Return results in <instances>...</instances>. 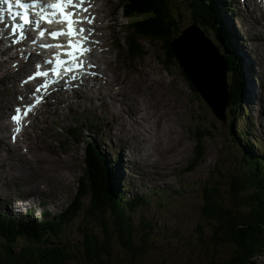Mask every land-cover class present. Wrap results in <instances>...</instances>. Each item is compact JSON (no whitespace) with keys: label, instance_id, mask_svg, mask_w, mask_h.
Listing matches in <instances>:
<instances>
[{"label":"rangeland","instance_id":"obj_1","mask_svg":"<svg viewBox=\"0 0 264 264\" xmlns=\"http://www.w3.org/2000/svg\"><path fill=\"white\" fill-rule=\"evenodd\" d=\"M172 2L176 9L185 6L181 0ZM227 2L239 9L237 0H216L218 19L223 22L227 16L238 38L233 39L230 28L219 41L213 31L211 38L239 56L240 107L248 105V120H252L245 122L240 112L232 117V129L237 136L235 144L240 147V142H244L238 137V129L248 126L252 138L244 143L251 144L256 153L264 152V97L254 100L245 82V72L250 66L247 63L253 62L264 71L261 48L252 37V27L260 22L256 14L235 18L238 13L226 9ZM118 3L119 0H97L96 9L103 14L99 19L107 17L109 24L99 28L103 44L91 57L100 63L103 76L72 92L57 91L37 110L14 144L8 142V133L2 134L4 141L0 137V211L25 216L27 208L33 212L41 208L49 214L59 213L72 200L77 179L84 170L83 138H91L113 168L111 177L124 197L142 195L145 200L130 213L131 249L117 241L111 219L103 224L100 219L85 217L81 213L66 224L62 240L70 245V253L74 255L67 264H196L209 258L211 253L225 255L229 246L213 243L212 223L201 215L198 192L211 180L210 172L216 166L225 175L234 171L241 163V152L231 144L230 128L226 123L218 120L199 122V117L212 113L202 98L199 101L191 93L180 70L172 66L166 68L160 63V44L140 39L146 52L132 60L125 59L123 51L114 49L115 35L123 38L126 29V18L117 9ZM191 5L199 9L195 4ZM185 22L189 23V18ZM254 36L264 46V34L259 29ZM11 53L6 50L0 55V65L4 62L0 75L7 66L12 68L13 58L8 61ZM256 55L260 57L259 63L255 62ZM185 61L188 62L187 56ZM9 71L12 73L13 70ZM104 71L107 80H104ZM190 72L191 75L195 73L192 69ZM253 72V68L247 72L249 87L252 86L250 76ZM16 75L0 79V123L9 127L6 120L17 102L15 96L19 85H15L17 90L8 91L12 90L11 83L16 82ZM259 83L264 85L263 74ZM254 85L255 90V78ZM3 91L6 93L1 95ZM109 91L114 92L113 97L109 96ZM217 95L218 100L213 106L217 116L222 118V91L217 90ZM229 108L228 103V113ZM75 122V131L68 132L67 128ZM198 125L208 127L211 137L204 138V161L188 172L185 169L196 142L194 136H197ZM154 134L158 135L160 142ZM31 196L32 202L36 200L34 204L27 203ZM19 199L26 202L15 210L19 207L13 205H18L16 201ZM39 200L45 201L37 208ZM84 202L86 204L87 199ZM85 226L99 237V242L106 234L110 235V254L101 251L89 259L79 253ZM2 244L0 237V251ZM256 262L264 264V255L257 257Z\"/></svg>","mask_w":264,"mask_h":264},{"label":"trees","instance_id":"obj_2","mask_svg":"<svg viewBox=\"0 0 264 264\" xmlns=\"http://www.w3.org/2000/svg\"><path fill=\"white\" fill-rule=\"evenodd\" d=\"M202 2L214 12L215 6L210 0ZM173 7L172 0H127L122 9L126 14L129 12L138 16L133 24V38L160 44V63L166 68L172 66L180 70L181 75L188 81L191 93L201 101L198 88L191 82L170 46L172 36L187 24L186 18L198 24L210 38L213 31L214 37L219 41L221 32L214 21L207 16L202 18L191 7L190 10L189 7L186 8L190 12L189 17L186 10L175 15ZM134 52H146L141 42L134 47ZM224 59L229 69L226 86L229 89L230 120L220 119L214 108L203 100L212 115L208 113L199 117V122L218 120L226 123L230 128V142L238 148L232 129V116L237 109L235 101L240 88V77L236 62L229 57ZM205 110L207 111L206 108ZM208 130V127L198 125L195 131L196 144L189 169L204 160V138L211 137ZM244 134L243 131V138ZM85 144L84 170L77 179L72 200L63 211L41 220L0 212V237L3 240L0 264H67L73 254L70 253V245L62 240L63 228L81 213L85 217L100 219L103 224L111 219L117 232V241L131 249L133 232L129 225L130 213L145 197L140 195L125 198L111 177L113 168L110 163L104 159L93 142L86 139ZM241 158L239 166L229 174L225 175L217 166L212 169L211 180L204 183L198 192L201 215L212 223L213 243H225L229 246V251L222 256L218 252L211 253L209 258L199 260L196 264H257L256 258L264 255V177H260L264 176V164L248 155ZM84 229L83 238L80 240V254L89 259L99 255L101 251L110 254L109 234L99 242V237L91 233L90 228L85 226Z\"/></svg>","mask_w":264,"mask_h":264},{"label":"snow or ice","instance_id":"obj_3","mask_svg":"<svg viewBox=\"0 0 264 264\" xmlns=\"http://www.w3.org/2000/svg\"><path fill=\"white\" fill-rule=\"evenodd\" d=\"M0 3L7 5V11L12 12L15 6L19 11L14 14V18H18V22L13 24L11 27V34L14 35L12 43H16L24 39L26 33L24 29L27 26H35L40 29L39 36L43 37L45 35V29L41 27V22L52 25L57 23L63 27L48 31V35L53 39H58L62 36H67L68 40L63 44H43L41 47L44 48H58L62 51H58L54 54L55 60L46 61L47 64L55 66L50 67L46 71H41V65H36V71L33 75L28 77V80H34L37 77H47L49 72L53 75L59 76L61 69L65 73H72L74 71L83 69L85 67V61L81 59L84 55L91 51L88 44L90 43L89 37L92 34V28H85L83 25L85 23L91 25L94 21V17L90 16H80V12H88V8L83 7L85 0H49L45 3L44 0H0ZM90 6V5H89ZM39 9L36 12V9ZM49 9L51 11H49ZM71 9V10H70ZM30 10H32L30 12ZM4 19L3 10H0V22ZM77 25H80L78 28ZM35 43V40H33ZM66 56L67 60L62 59L61 56ZM92 67V65H88ZM77 77L73 75L71 79L75 80ZM27 83V81H25ZM56 83L52 80H44L42 84L37 85L33 95L36 93H41V95L36 96V103H39L43 99V89L45 92L48 90L49 85ZM35 105H28L23 109V116L26 117L32 111ZM22 109L21 107H16L15 114L11 116V120L17 125L13 129L12 139L16 140V134L21 131L20 121L22 119Z\"/></svg>","mask_w":264,"mask_h":264},{"label":"bare ground","instance_id":"obj_4","mask_svg":"<svg viewBox=\"0 0 264 264\" xmlns=\"http://www.w3.org/2000/svg\"><path fill=\"white\" fill-rule=\"evenodd\" d=\"M220 2V1H219ZM218 6V4H217ZM219 8H221L219 6ZM219 13V12H218ZM231 21V20H230ZM228 23V21H226ZM188 26V27H186ZM186 27V28H184ZM192 27L189 26V25H185L183 26L182 28H180V30L174 34L172 37L173 39L171 40V48L174 50V52H176L177 54V51L175 49V46H179L181 45L182 47H186V45H189V46H192L194 45V38L192 37L191 33H190V29ZM232 34V33H231ZM183 44V45H182ZM231 47V46H230ZM178 58L180 59L179 55H177ZM203 58V59H202ZM30 62V59L27 63L23 64L19 61H17L16 63V69L15 71H12V73L9 71V67L7 66L6 69L3 71L2 70V74L0 75V79H5L8 78L11 74H15V72H20L21 70H23L25 67H27V65L29 64ZM199 64L202 65V67H205L206 71L210 74L208 75V77H211L212 78V81L216 82L214 84H212V87L209 89V91H206L204 94L206 96V98H210V102L212 104L216 103L217 100H218V95H217V90H220L222 91V93H224V90H223V84H221V75H222V72H223V63L221 61V59L217 58V56L215 55V53L209 49V48H205V49H202L201 52H200V62ZM182 67V66H181ZM236 71V70H235ZM207 73V74H208ZM252 75V74H251ZM11 78V77H10ZM256 79V78H255ZM12 86L10 87V89L13 88V85L15 83H11ZM7 86V85H6ZM29 86L25 87V88H28ZM116 89V88H115ZM13 90H17V89H13ZM21 90H24V89H21ZM19 90V91H21ZM113 93L114 92H110L109 91V96L113 97ZM201 96V95H200ZM256 97H258V94L255 95ZM201 98L203 99V97L201 96ZM224 98H226L225 94H224ZM244 101V100H243ZM9 102V100H8ZM226 103V101H224V104ZM128 105V104H127ZM7 106V105H6ZM233 110V109H232ZM2 123V122H1ZM0 123V137L2 138L1 140H5V136H3L2 134H7V132L10 130V127L7 126L6 124H1ZM163 133V132H162ZM166 133V135H168V132H164ZM156 136V138L158 139V141L160 142L159 138H158V135L157 134H154ZM161 138V136H160ZM3 140V141H4ZM122 141V140H121ZM132 141V140H131ZM150 142L152 143L153 141L150 140ZM16 150H19V148L17 147ZM134 187V186H133ZM140 190V189H139ZM160 191H163L162 189H159ZM159 191V192H160ZM145 192V191H144ZM164 192V191H163ZM149 194V193H148ZM158 194V193H157ZM131 195V194H130Z\"/></svg>","mask_w":264,"mask_h":264},{"label":"water","instance_id":"obj_5","mask_svg":"<svg viewBox=\"0 0 264 264\" xmlns=\"http://www.w3.org/2000/svg\"><path fill=\"white\" fill-rule=\"evenodd\" d=\"M190 26L192 28L189 31L192 37L194 38V45H186V47H182L181 45L175 46V49L177 51V54L175 52V55L179 60L180 64L183 66L184 71H186L185 73L189 76L192 83L198 88L197 90L199 94L203 97L204 101L213 106V104L209 101L210 98L207 97L209 99L208 100L204 94L206 91H209V89L212 87V78L208 77V75L210 74L206 73L205 67H202V65L199 64L200 52L202 49L209 48L215 53L217 58H220V53L218 52L217 48L213 45L211 40L204 35L203 31H201L196 25L191 24ZM197 32L199 33V35L196 34ZM197 37H200L202 41H200ZM187 52H189V55H187ZM177 55H179L180 59ZM186 56L188 57V62L185 61ZM197 56L198 59L196 58ZM191 69L195 71L194 75H191ZM225 88V84L223 83L224 91ZM223 94L224 93H222V95Z\"/></svg>","mask_w":264,"mask_h":264}]
</instances>
